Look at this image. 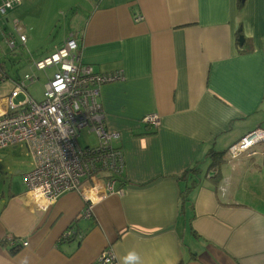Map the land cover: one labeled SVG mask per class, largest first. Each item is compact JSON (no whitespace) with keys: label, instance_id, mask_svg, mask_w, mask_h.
I'll use <instances>...</instances> for the list:
<instances>
[{"label":"crops","instance_id":"obj_1","mask_svg":"<svg viewBox=\"0 0 264 264\" xmlns=\"http://www.w3.org/2000/svg\"><path fill=\"white\" fill-rule=\"evenodd\" d=\"M74 4L83 18L61 44L74 34L84 63L122 74L99 92L105 127L118 133L122 192L96 197L88 216L79 191L42 207L21 171L17 186L0 190V264H99L104 249L111 264L129 252L139 257L130 264H264V142L226 153L264 129V0ZM2 57L3 99L28 71L6 70ZM150 113L157 127L142 121ZM95 182L99 194L103 178Z\"/></svg>","mask_w":264,"mask_h":264},{"label":"built area","instance_id":"obj_2","mask_svg":"<svg viewBox=\"0 0 264 264\" xmlns=\"http://www.w3.org/2000/svg\"><path fill=\"white\" fill-rule=\"evenodd\" d=\"M21 0H0V16L20 4ZM142 19L137 15L136 21ZM6 47L13 51L16 40L26 41L22 27L14 21L9 31L1 30ZM31 71L14 82L8 96L0 98V149L24 144L33 166L23 173L26 194L42 207L54 202L61 194L79 191L87 206L84 215H90L96 197L109 193H121L116 188L117 176L123 172L121 150L112 142L118 133L106 129L99 102L100 87L104 83L122 78L120 71L97 72L82 61L74 34L40 59H31ZM41 98L36 99L28 91L29 85L40 81ZM22 95L21 98H18ZM17 99V102H14ZM142 121L157 127L159 115L150 113ZM83 129L94 133L97 142L81 147L77 137ZM264 142V129L256 127L227 148L229 158H236L258 143ZM103 178V191L96 194ZM90 181L89 193L83 181ZM70 232L68 233V235ZM26 243H24L25 245ZM115 256L104 249L98 256L99 264H111Z\"/></svg>","mask_w":264,"mask_h":264},{"label":"rangeland","instance_id":"obj_3","mask_svg":"<svg viewBox=\"0 0 264 264\" xmlns=\"http://www.w3.org/2000/svg\"><path fill=\"white\" fill-rule=\"evenodd\" d=\"M21 1L22 3L20 2L16 10H8L4 17L9 21L8 29L10 30V21L15 18L19 20L27 37L26 45L20 47L16 40V47L13 51H10L4 44L0 46V53H5V57H2L3 67L8 71L12 69L14 74L19 75L30 72L31 59H39L51 52L55 46L60 45L65 34L75 31L83 18L82 9L75 6V0ZM42 73V71L39 72L40 81L29 85L28 88L36 99L41 98L44 82ZM14 102H17V99ZM77 141L81 147H84L96 144L97 139L94 133L83 129ZM31 162V156L24 144L0 149V190L6 191L12 179L14 185L17 186L21 171L30 169Z\"/></svg>","mask_w":264,"mask_h":264},{"label":"clouds","instance_id":"obj_4","mask_svg":"<svg viewBox=\"0 0 264 264\" xmlns=\"http://www.w3.org/2000/svg\"><path fill=\"white\" fill-rule=\"evenodd\" d=\"M139 257L135 252H129L125 257H124V264H130L132 261H137Z\"/></svg>","mask_w":264,"mask_h":264},{"label":"trees","instance_id":"obj_5","mask_svg":"<svg viewBox=\"0 0 264 264\" xmlns=\"http://www.w3.org/2000/svg\"><path fill=\"white\" fill-rule=\"evenodd\" d=\"M221 154L223 155V154H225L224 152H221ZM187 171H193V172H195V170H194V168H192V169H188Z\"/></svg>","mask_w":264,"mask_h":264},{"label":"water","instance_id":"obj_6","mask_svg":"<svg viewBox=\"0 0 264 264\" xmlns=\"http://www.w3.org/2000/svg\"><path fill=\"white\" fill-rule=\"evenodd\" d=\"M242 39H243V37H242V36H240V37H239V40H240V41H242Z\"/></svg>","mask_w":264,"mask_h":264}]
</instances>
